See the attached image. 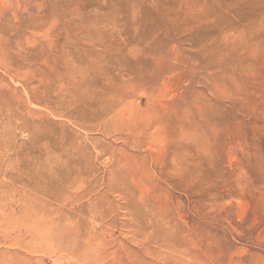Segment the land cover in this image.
<instances>
[{
    "label": "rangeland",
    "instance_id": "374dc122",
    "mask_svg": "<svg viewBox=\"0 0 264 264\" xmlns=\"http://www.w3.org/2000/svg\"><path fill=\"white\" fill-rule=\"evenodd\" d=\"M0 264H264V0H0Z\"/></svg>",
    "mask_w": 264,
    "mask_h": 264
}]
</instances>
